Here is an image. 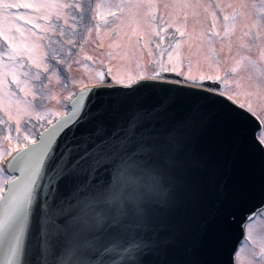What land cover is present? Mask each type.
Listing matches in <instances>:
<instances>
[{"label": "snow or ice", "instance_id": "obj_1", "mask_svg": "<svg viewBox=\"0 0 264 264\" xmlns=\"http://www.w3.org/2000/svg\"><path fill=\"white\" fill-rule=\"evenodd\" d=\"M0 6L13 17L9 24L14 25L15 17L25 18L11 12L21 7L19 3L3 0ZM23 7L83 6L25 3ZM43 18L51 20L47 14ZM4 39L15 48L14 37ZM11 75L18 84L15 72ZM153 76L155 80L115 83L101 79L87 103H82L86 88L77 95L69 93L71 110L57 113V119L49 122L47 138L25 136L28 142L18 145L8 162L20 174L8 176L0 186V254L7 261L240 264L232 230L234 224L245 230L249 216L255 215L252 208L264 206V129L251 143L260 159L259 182L243 185L231 199L218 196L209 232L207 220L198 214L199 198L215 177L225 145L245 134L244 105L234 94L220 92L219 84L205 83L219 76L197 77L177 67H162ZM34 79H40L39 72ZM125 83L127 88L117 87ZM105 91L118 94L93 108L92 97ZM150 96L155 97L152 103L141 102ZM19 124L16 119L17 131ZM61 129L68 137L63 143L57 139ZM248 200L255 203L245 207Z\"/></svg>", "mask_w": 264, "mask_h": 264}, {"label": "rangeland", "instance_id": "obj_2", "mask_svg": "<svg viewBox=\"0 0 264 264\" xmlns=\"http://www.w3.org/2000/svg\"><path fill=\"white\" fill-rule=\"evenodd\" d=\"M10 2L21 4L11 12L25 18H14L17 28L9 24L13 17L0 6V169L18 145L27 142L25 136L35 138L37 130L67 110L69 93L97 83L104 71L125 81L160 72L162 67H177L197 77L219 76L223 90L264 122V0ZM25 3H81L83 7L22 8ZM46 14L51 20L43 18ZM4 35L14 37L15 48ZM82 41L84 46L76 49ZM13 51L19 55H6ZM60 61L70 62L69 67L59 70ZM13 72L18 84L12 80ZM37 72L39 80L34 79ZM7 177L0 171V186ZM262 248L264 212L247 224L237 259L240 264H264Z\"/></svg>", "mask_w": 264, "mask_h": 264}, {"label": "water", "instance_id": "obj_3", "mask_svg": "<svg viewBox=\"0 0 264 264\" xmlns=\"http://www.w3.org/2000/svg\"><path fill=\"white\" fill-rule=\"evenodd\" d=\"M155 80V79H151ZM211 85V84H210ZM118 88L125 89L127 87L118 86ZM94 87L86 88L87 92L85 93L84 100L82 103H87L89 93L92 92ZM118 93L111 92H101L97 93L92 97L96 101V104L93 105L95 108L97 105L107 101L109 96L117 95ZM124 94V93H119ZM155 97L144 98L141 102L150 104L154 101ZM242 111L246 112L247 121H246V131L242 137L234 138L230 143L225 145L223 148L217 164V171L215 177L208 188L201 193L198 203V214L202 219L207 220V229L211 231L214 223V211L217 206V197H222L224 200L231 199L235 192L245 184L251 182H259L260 179V159L251 148L252 137L257 136V130L260 128L258 121L253 117L249 112L244 109ZM67 124V122H65ZM80 127H83L82 125ZM70 128V126H69ZM61 135L57 139L63 143L67 139V134L65 130L61 129ZM80 128L76 129L77 134L79 133ZM47 130H45L41 136H45ZM40 136V137H41ZM12 173L19 175V170H12ZM255 203V200L245 201V207H251ZM260 204H256L252 208L254 213ZM251 216V215H250ZM35 227V226H34ZM243 231L237 225H233L232 230V239L238 243L240 237L242 236ZM0 264H16L15 260L7 261L6 257L0 254Z\"/></svg>", "mask_w": 264, "mask_h": 264}]
</instances>
